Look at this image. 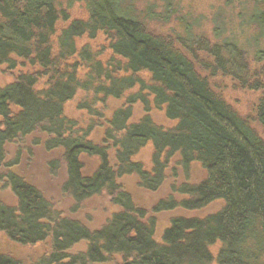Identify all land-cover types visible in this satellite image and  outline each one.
<instances>
[{
    "label": "trees",
    "instance_id": "16d2710c",
    "mask_svg": "<svg viewBox=\"0 0 264 264\" xmlns=\"http://www.w3.org/2000/svg\"><path fill=\"white\" fill-rule=\"evenodd\" d=\"M65 1L69 8L83 3L87 16L71 19L61 0H0V66L26 68L0 86V169L9 165V144L39 134L35 143L63 158L64 190L74 201L106 190L120 206L97 229L57 215V264L105 263L115 257L116 264H264V138L206 77L228 76L238 87L258 93L253 114L264 127V0H227L239 9L244 40L232 27L225 31L224 23L215 26L213 37L195 34L174 0H162V10L151 3L140 7L137 0ZM174 16L184 32L163 34L149 24L168 23ZM99 33L119 62L104 64L91 48H79L78 39ZM136 86L138 91L112 116L113 125L124 131L113 145L120 165L112 164L110 147L91 139L92 128L69 117L66 104L80 91L92 92L95 99L82 98L79 107L86 103L93 109L95 102L122 98ZM149 97L175 121L174 127L155 123ZM137 102L148 114L132 122ZM110 138L106 134L103 143ZM148 142L151 168L132 160ZM82 155L101 160L94 174L82 173ZM175 155L186 171L199 162L206 175L174 186L182 198L161 199L153 212L202 210L215 201L222 206L206 215L174 216L158 239L156 218L144 220L147 211L117 178L135 173L141 187L155 192ZM51 165L58 168L59 162ZM9 178L19 206L6 210L0 204V229L10 226L9 234L22 243L43 240L51 230L43 197L16 174ZM83 240V254L64 252Z\"/></svg>",
    "mask_w": 264,
    "mask_h": 264
},
{
    "label": "rangeland",
    "instance_id": "374dc122",
    "mask_svg": "<svg viewBox=\"0 0 264 264\" xmlns=\"http://www.w3.org/2000/svg\"><path fill=\"white\" fill-rule=\"evenodd\" d=\"M140 7H144L146 4H156L158 6V10H162L164 3L162 0H137ZM63 3V8L67 10L71 19L72 18H85L87 16L86 7L83 3L77 2L71 8L67 7V2L65 0H61ZM175 4L179 5L180 13L178 15L184 16L186 18L189 26L194 30V33L199 35H206L208 37H213L215 26L221 23L227 25L225 31L234 29V33L236 38L240 40H244V36L246 35L243 29L240 27V17H239V9L235 6H228L227 0H174ZM71 19L68 21H60L61 25L68 24ZM216 19V20H215ZM151 28H153L157 32H161L163 34H175L177 32H184L183 27L180 24L179 20H176L174 16L171 21L165 23L163 21H156L149 23ZM232 27V28H230ZM224 31V32H225ZM79 48L84 46L92 49L94 53L98 54V58L106 64L107 62L114 61L115 63L119 62L121 59L119 57H113L112 50L109 48L108 41L106 40V36L102 33H99L96 38L90 39L87 36H83L77 41ZM202 56V53H199ZM78 60V58H77ZM26 68L21 67L14 70H9L5 66H0V86L7 84L12 81L15 75L19 71H25ZM204 75L205 72L202 69L198 68ZM85 72V69H84ZM124 74V73H121ZM146 77V76H144ZM210 84L214 88L216 92L222 95L240 114L245 117H249L254 128L263 136L264 138V127L258 123L253 114L254 106L257 99V94L255 92L242 89L238 87L233 80L228 76H223L221 74L217 75H206ZM139 89L138 86L127 91L122 98H113L110 97L107 99L106 103L104 102H95L94 108L95 110H100L102 112L113 111L117 107H121L125 104V99L128 95L137 92ZM84 99H88L93 101L94 95L92 92H79L75 99L69 101L66 104V113L69 117L76 118L79 122L85 124L90 119L89 114L86 110H81L78 108L80 101ZM151 103V110L148 112L156 124L167 129L175 126V121L169 119L165 113L164 109H158L154 106L152 97H149ZM144 107L140 102H137L133 106V118L132 121H137L144 114ZM31 141V137L29 141ZM17 146H10V154L14 153ZM25 160L28 161V164L32 161V166L30 168L31 174L38 185H40L47 193L51 196V198L55 201V205L57 208L61 209L64 213H70V207L72 205V200L69 196L65 195L61 191V183L65 178V169L63 166V162H61L60 167V175L58 173L57 176H54L53 173L48 168V163L52 159H59V155L57 152H48L43 146H37L34 148L33 153L28 156V152L24 151ZM152 155H153V146L152 143H147L139 153L135 156L136 159L142 161V163L147 167H152ZM27 164V165H28ZM98 158L93 156H86L84 158L85 169L88 172H92L95 167H97ZM175 169V170H174ZM173 171L176 172L173 175ZM167 178L162 187L156 192H150L148 190L143 189L139 184V178L136 174H128L123 176L120 181L124 188L131 191L136 204L140 207H143L147 211L146 218L155 217L156 218V235L160 237L163 233L164 228H166L171 219L174 216L178 215H206L208 213L214 212L218 210L222 206V202L215 201L208 205L206 208L202 210H185L183 208H177L175 210L170 211H162L155 213L153 212V208L157 204V202L161 199H166L171 195L181 199L182 196L178 194V192L174 191V186L177 187L182 183H194L202 180L206 171L203 166L199 162H193L189 169L186 171L179 163V156L175 155L170 158L169 166L166 170ZM3 197L10 199L11 195L8 192H4ZM119 210V206L114 204V201L111 202L110 197L106 193H101L99 195H95L86 201H84L83 205L76 211L71 214L74 217H78L83 220L85 223L90 225L91 227H99L101 226L108 217H110L115 211ZM70 220L74 222L77 221L71 215H68ZM3 240V245H6L5 238L0 236V240ZM1 242V241H0ZM14 245H9L12 247ZM44 249L43 244H37L33 246H25V247H15L14 246V255L18 253L23 254L25 252L26 261L34 259L38 257ZM16 253V254H15ZM23 254V255H24ZM23 257V256H22ZM118 261V257L105 262V263H95V264H116Z\"/></svg>",
    "mask_w": 264,
    "mask_h": 264
},
{
    "label": "flooded vegetation",
    "instance_id": "af4514ba",
    "mask_svg": "<svg viewBox=\"0 0 264 264\" xmlns=\"http://www.w3.org/2000/svg\"><path fill=\"white\" fill-rule=\"evenodd\" d=\"M87 107H89V106L86 103H84L83 108H80L78 105L79 109L86 110L88 112L89 117L91 119L85 124H83L84 122L83 123L80 122V124L85 129H88L89 127L92 128L91 133H90V138L93 139L96 143L102 144V146L103 145L109 146L110 147L108 150L109 160H111L112 164L120 165V163H118L119 160H117L115 158V153H116L115 149L116 148L113 145H114L115 139L121 137V135L124 133V131L118 130L117 127L115 125H113V119H112L113 117L112 116L116 110L123 108L125 106L123 105L121 107H117L113 111H110V112H107V111L102 112L101 111V113H100V111H96V110L94 111L93 110L94 108L93 109H87ZM88 110L95 112V113H90ZM146 114H148V113L145 111L144 114L137 121H139ZM132 118H133V115H132ZM132 118L130 119V121H132ZM137 121H132V122H137ZM106 134H109V136L111 138L108 140V143L105 144V143H103V141L106 138ZM39 136H40L39 134L29 135V136H26L25 138H23L22 140H19L18 142L9 144L7 146L8 154L6 156V162L5 163H9V165L6 166V164H3L2 169H0V204H2L5 207L4 209H6V210H9L8 208H11V207L16 208V209L18 208V206H19L18 197L13 190V187H12V184H11L10 178H9V174H11V173L16 174L24 182H26V183L30 184L32 187H34L35 190L41 194L40 196L43 197V200L45 201L46 207H48V210L50 211V216L45 221H47V223H49L51 230L49 231V233L46 235V237L43 240H34V238H32L31 242L22 243L21 241L18 240L19 236H14V235L9 234L8 228H10V226L6 225L7 227L0 229V236L4 237L5 242H6V245H3L2 242H4V241L2 239L0 240L1 241L0 242V262L2 261L5 264H57L56 254H55L56 250H57L56 234L54 233L55 229H53L55 227V224L57 221V219H56L57 215H59L62 218H66V219H69L70 217L68 215H71L77 221H80V222H82V224H85L88 227L94 229V227H91L90 225L85 223L83 220L79 219L78 217H74L71 214L72 212H76L83 205L84 201H86L89 198L85 199L84 201H82L78 204L76 201L73 200L72 196L64 190V185H65V182L67 180V171L65 168L66 167L65 162L59 154H58L59 159H52L49 161L48 168L50 169V171L53 173L54 176H57L58 173L60 175L61 162H63V166H64L66 174H65L64 180L61 183V191L63 194L69 196L73 202L71 207H70V211H71L70 213H64L61 209L57 208V206L55 205V201L51 198V196L47 193V191H45L40 185L37 184V182L33 178L31 171H30V168L32 166V161L28 164V161L25 160L24 151L28 152L27 157H30V154L33 153V150L35 147L42 146L43 144H40V143L36 144L35 143V139L39 138ZM30 137H31V141L26 143V141H29ZM10 146H17L14 153L10 154V151H11ZM52 152H57V151H52ZM86 156H88V155H82L80 157L82 164L84 166V168L82 169V173L89 176L91 174H94V172H96L99 169V167L101 166V160L97 157L98 158L97 167H95L92 172H88L85 169V165H84V158ZM89 157H93V156H89ZM132 160L142 162L139 159H136L135 157L132 158ZM52 161H58L59 162L58 168H56V167L52 168V165H51ZM115 170H118V169H115ZM132 174H135V173H132ZM126 175H128V174H126ZM122 177H118L117 181L121 183L120 179ZM142 188L147 190L144 187H142ZM127 191L132 195L131 191H129V190H127ZM148 191H150V190H148ZM4 192H8L11 195V198L7 199V198L3 197L2 195ZM150 192H154V191H150ZM101 193H106L110 197V194H108L106 190H104ZM101 193H99V194H101ZM99 194H96V195H99ZM132 197H133V195H132ZM133 199H134V197H133ZM110 200H111V202H113L111 197H110ZM114 204H116V203H114ZM117 206H119V205H117ZM138 207H140V206H138ZM140 208L144 209L143 207H140ZM119 210H120V206H119ZM16 215H18V212H16ZM110 217H108L107 220ZM144 220L147 222L149 220V218H145ZM106 221L101 226H103L106 223ZM101 226L95 227V228L97 229V228H100ZM161 237H162V235L160 237H158L156 235V238H158V239H160ZM40 243L44 245V249L41 252V254L34 259L26 261V257L24 254L25 252H23L24 255L20 254V253L17 254L20 256L22 255L23 257L22 256L19 257V256H16L13 254L14 253V246L15 247H25V246H33V245H37V244L39 245ZM10 244L14 245V246L9 247ZM86 246H87V243L84 242V240H83V241L75 244L71 249L65 250L64 252L67 254H70V255L77 256L79 254L84 253Z\"/></svg>",
    "mask_w": 264,
    "mask_h": 264
}]
</instances>
